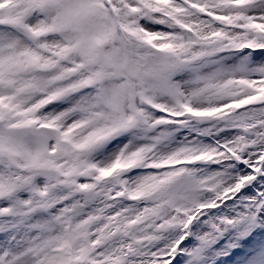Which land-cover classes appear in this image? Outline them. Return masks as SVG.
Instances as JSON below:
<instances>
[{
    "label": "snow or ice",
    "instance_id": "obj_1",
    "mask_svg": "<svg viewBox=\"0 0 264 264\" xmlns=\"http://www.w3.org/2000/svg\"><path fill=\"white\" fill-rule=\"evenodd\" d=\"M0 264H264V0H0Z\"/></svg>",
    "mask_w": 264,
    "mask_h": 264
}]
</instances>
